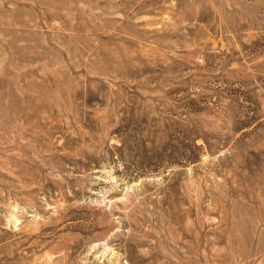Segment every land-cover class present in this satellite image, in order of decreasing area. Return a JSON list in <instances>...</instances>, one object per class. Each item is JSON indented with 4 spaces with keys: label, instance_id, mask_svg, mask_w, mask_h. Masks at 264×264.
Segmentation results:
<instances>
[{
    "label": "rangeland",
    "instance_id": "rangeland-1",
    "mask_svg": "<svg viewBox=\"0 0 264 264\" xmlns=\"http://www.w3.org/2000/svg\"><path fill=\"white\" fill-rule=\"evenodd\" d=\"M0 264H264V0H0Z\"/></svg>",
    "mask_w": 264,
    "mask_h": 264
}]
</instances>
